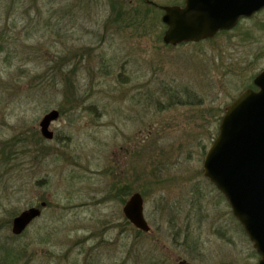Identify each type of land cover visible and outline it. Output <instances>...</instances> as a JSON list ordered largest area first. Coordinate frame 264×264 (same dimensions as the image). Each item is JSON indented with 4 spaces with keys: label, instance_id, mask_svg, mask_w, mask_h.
I'll list each match as a JSON object with an SVG mask.
<instances>
[{
    "label": "rangeland",
    "instance_id": "374dc122",
    "mask_svg": "<svg viewBox=\"0 0 264 264\" xmlns=\"http://www.w3.org/2000/svg\"><path fill=\"white\" fill-rule=\"evenodd\" d=\"M163 13L144 0H0V224L48 203L16 240L0 228V259L8 242L14 264L259 263L203 163L264 70V8L176 47ZM135 192L151 235L123 216Z\"/></svg>",
    "mask_w": 264,
    "mask_h": 264
},
{
    "label": "water",
    "instance_id": "95a60500",
    "mask_svg": "<svg viewBox=\"0 0 264 264\" xmlns=\"http://www.w3.org/2000/svg\"><path fill=\"white\" fill-rule=\"evenodd\" d=\"M263 8L264 0H187L183 8L163 6L162 21L168 27L163 41L178 45L213 37ZM254 83L258 91L248 89L228 106L219 135L206 155L204 171L224 193L254 242L261 256L258 264H264V70ZM59 116L54 109L41 119V133L46 139H53L50 125ZM143 209V197L136 192L124 211L136 227L147 231L150 227ZM40 215L37 207L24 210L14 220V232L22 233Z\"/></svg>",
    "mask_w": 264,
    "mask_h": 264
},
{
    "label": "flooded vegetation",
    "instance_id": "af4514ba",
    "mask_svg": "<svg viewBox=\"0 0 264 264\" xmlns=\"http://www.w3.org/2000/svg\"><path fill=\"white\" fill-rule=\"evenodd\" d=\"M104 1H107V0H104ZM144 2L146 3V5H148V6H153L154 8H156V9H160V10H162L163 11V9H162V7L163 6H165V5H161V4H158L157 2H154L153 0H144ZM185 4H186V0H179V4H176V5H179V7H181V8H183L184 6H185ZM164 12V11H163ZM133 194V193H132ZM132 194L128 197V199H126L125 201H124V204H123V208H122V213H123V216H124V218L126 219V221L127 222H129V224H130V226H131V228H133V229H135L136 231H138V232H140L142 235H151L152 234V226H151V224H150V222H149V220L147 219V217L145 216V212H144V217H145V219H146V221H147V223H148V225H149V230H147V231H145V230H143V229H141V228H138V227H136L135 225H134V223H133V221L125 214V211H124V208H125V206H126V204H127V202L129 201V199L131 198V196H132ZM144 199V198H143ZM43 203H45V205H43ZM117 204L119 205L120 204V199H117ZM145 204V202L143 203V205ZM48 206V203H47V201H42L41 203H40V205H38V206H33V207H37V208H39L40 210H41V215L39 216V217H37L36 219H34V221H36L37 219H39L40 217H42V215H43V211L46 209V207ZM144 209H145V207H144ZM22 213V212H21ZM21 213H19L18 215H16L15 217H13V219H11V220H8V221H4L3 222V224L1 223L0 224V228L1 229H6V230H8L9 232H11L10 234H9V236H8V238L7 239H10V240H16L17 238H19V237H21L22 235H23V233H24V231H26V229L22 232V233H20V234H16L15 232H14V220H15V218L16 217H18ZM33 221V222H34ZM32 222V223H33ZM30 226V225H29ZM28 226V227H29ZM27 227V228H28ZM125 231V230H124ZM174 231H175V234L173 233V238L175 239V245L176 244H178L179 243V241H178V239H179V227H177L176 228V230L174 229ZM169 233H172V231H170ZM7 244H8V247H9V249H6L7 251H6V254L8 255L7 256V258H1L0 259V264H14V263H12V261L13 260H16L17 261V263H18V261H20L21 260V256L20 255H18V253L16 254V258H13L14 256H11L12 255V252H13V250H12V248H11V246L9 245V243L7 242ZM6 247H2V249H5ZM9 261H7V260ZM12 260V261H11Z\"/></svg>",
    "mask_w": 264,
    "mask_h": 264
},
{
    "label": "trees",
    "instance_id": "16d2710c",
    "mask_svg": "<svg viewBox=\"0 0 264 264\" xmlns=\"http://www.w3.org/2000/svg\"><path fill=\"white\" fill-rule=\"evenodd\" d=\"M227 32L226 31H222V32H220V35L221 34H226ZM251 87H254V85L252 84V85H250Z\"/></svg>",
    "mask_w": 264,
    "mask_h": 264
}]
</instances>
